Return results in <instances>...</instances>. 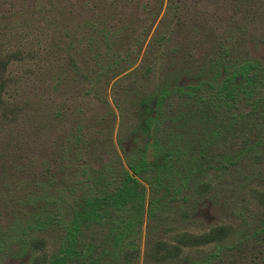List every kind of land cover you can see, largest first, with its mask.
Returning a JSON list of instances; mask_svg holds the SVG:
<instances>
[{
	"label": "rangeland",
	"instance_id": "374dc122",
	"mask_svg": "<svg viewBox=\"0 0 264 264\" xmlns=\"http://www.w3.org/2000/svg\"><path fill=\"white\" fill-rule=\"evenodd\" d=\"M0 59V264L58 252L76 202L115 186L145 145L163 182L130 264H264V105L241 101L227 113L201 104L197 113L193 99L174 95L158 141L138 131L142 100L163 86L211 79L218 61L264 67V0H0ZM116 60L92 81L96 61ZM144 184L147 209L155 195ZM219 224L233 228L219 244L160 261L148 254ZM87 245L112 264L105 228L84 231Z\"/></svg>",
	"mask_w": 264,
	"mask_h": 264
},
{
	"label": "trees",
	"instance_id": "16d2710c",
	"mask_svg": "<svg viewBox=\"0 0 264 264\" xmlns=\"http://www.w3.org/2000/svg\"><path fill=\"white\" fill-rule=\"evenodd\" d=\"M172 3V0H170ZM145 6L147 4L145 3ZM102 41L108 43V35L103 33ZM159 41L157 37L155 41ZM99 43L96 45L97 51L100 49ZM100 52V51H99ZM97 55L93 56L96 57ZM7 59H0V101L1 91L5 85L3 71L6 67ZM116 65L102 66L96 61L95 69L91 74L93 80H99L108 70L115 68ZM69 64L76 68V62L69 58ZM217 73L211 79L201 80L197 84L185 86H175L169 89L163 86L155 95L146 96L141 102V112L138 122V131L144 137L153 139L157 142V127L160 123V116L163 111V104L167 98L174 95L186 96L196 102L197 113L203 111V105L210 106L215 104L217 109L223 108L227 113L236 107L241 101H249L253 106L264 105V67H260L258 61L244 60L237 64L227 65L218 61ZM78 68V67H77ZM76 68V69H77ZM149 71V67L145 69ZM88 78L87 74H83ZM154 107L152 106V98ZM241 113L234 114V119ZM146 141V144L149 142ZM146 150L139 153L138 157L128 160V169L122 168L119 180L115 186L102 190L76 202V207L71 214L70 222L66 225L63 242L58 252L50 257L40 255L35 257L32 264L40 259V264H102L100 258H97L91 252V245L82 247V238L84 231L91 227H102L106 229V236L109 240L108 252L111 256L112 264H130L138 253L139 248L135 239L143 222L145 210L148 215L152 212L159 197L158 190L163 180L160 177H153L150 173L151 162L148 159L147 145ZM170 158V156H166ZM147 183L153 190L155 197L149 200V206L146 209ZM165 189L168 186L165 185ZM48 203L50 201H47ZM51 204V203H49ZM48 219H51L48 216ZM48 222L45 218L36 223L41 226ZM264 224L261 225V229ZM232 226L219 224L210 227L208 230L198 234L182 233L173 237L171 243L156 242L149 248L148 254L157 261L175 258L182 252V247H196L206 244H219L224 241L231 233ZM257 230L255 232H259ZM33 247L42 248L43 241L33 238L31 240Z\"/></svg>",
	"mask_w": 264,
	"mask_h": 264
}]
</instances>
